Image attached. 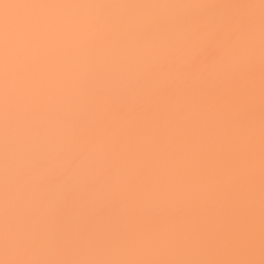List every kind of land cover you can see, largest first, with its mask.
<instances>
[{
    "label": "snow or ice",
    "instance_id": "6c2138e0",
    "mask_svg": "<svg viewBox=\"0 0 264 264\" xmlns=\"http://www.w3.org/2000/svg\"><path fill=\"white\" fill-rule=\"evenodd\" d=\"M0 264H264V0H0Z\"/></svg>",
    "mask_w": 264,
    "mask_h": 264
}]
</instances>
